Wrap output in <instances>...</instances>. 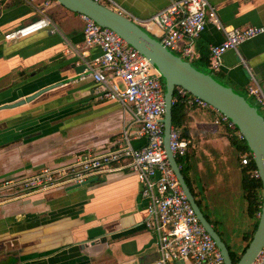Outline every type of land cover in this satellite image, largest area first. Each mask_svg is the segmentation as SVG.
<instances>
[{"label":"crops","instance_id":"1","mask_svg":"<svg viewBox=\"0 0 264 264\" xmlns=\"http://www.w3.org/2000/svg\"><path fill=\"white\" fill-rule=\"evenodd\" d=\"M171 1L101 3L158 40L161 30L149 18ZM207 1L214 15L193 40L197 53L193 61L200 49L208 51L223 40L218 24L264 26V0ZM43 16L50 21L48 28L4 38L6 32ZM84 24L82 14L56 0L45 6L38 0H0V180L58 168L87 151L109 150L124 135L134 147L145 143L128 104L98 96L90 77L79 78L85 60L100 53L98 47L84 46ZM213 71L264 112L249 90L264 97V32L226 50L219 69ZM37 91L42 92L26 100ZM19 100L24 102L1 107ZM186 105L181 135L188 147L183 165L207 219L219 227L230 249L229 226L223 223L221 210L226 214V208L234 209L240 190L243 196L239 150L225 123L215 122L217 112ZM146 216L147 201L140 195L136 175L127 169L92 175L80 185L2 200L0 264H149L159 254L154 234L144 225ZM252 220L242 233L241 251Z\"/></svg>","mask_w":264,"mask_h":264},{"label":"built area","instance_id":"2","mask_svg":"<svg viewBox=\"0 0 264 264\" xmlns=\"http://www.w3.org/2000/svg\"><path fill=\"white\" fill-rule=\"evenodd\" d=\"M36 1V0H32ZM43 6L52 0H38ZM102 2V0H97ZM213 7L207 0H172L149 18L161 33L159 42L172 52L188 59L197 57L193 40L204 30ZM85 24V47H98L100 53L85 60L79 78L90 77L100 97L128 104L133 121L145 138L139 147L131 145L124 135L115 146L103 152H84L73 162L58 168L44 167L32 173L12 175L0 180V201L18 198L30 193L44 192L56 187L80 185L86 178L101 172L127 169L140 184V195L147 201L145 227L155 236L159 258L149 264H225L219 248L205 230L191 207L171 168L163 146V115L165 111L164 84L157 69L146 56L129 45L115 31L101 26L82 15ZM49 19L43 16L4 34L12 40L48 28ZM224 38L208 48L209 68L218 70L221 56L244 41L264 32V26H223ZM258 102L264 97L250 88ZM189 105L211 109L218 113L216 123L223 122L237 141H245L243 134L224 114L204 100L180 86L174 90ZM187 140L178 127H171L170 150L174 157L183 156ZM252 160L249 150L239 151V164L248 166ZM249 174L259 178L257 168ZM251 264H264V245Z\"/></svg>","mask_w":264,"mask_h":264},{"label":"water","instance_id":"3","mask_svg":"<svg viewBox=\"0 0 264 264\" xmlns=\"http://www.w3.org/2000/svg\"><path fill=\"white\" fill-rule=\"evenodd\" d=\"M68 10L91 18L97 24L108 27L134 47L157 69L163 79L165 111L163 115V146L167 159L175 176L193 208L200 223L210 234L219 248L225 264H251L264 245V117L256 104L250 103L233 87L192 66L166 48L155 37L147 33L134 20L118 10L102 4L97 0H56ZM81 66L80 69H82ZM176 86H180L194 96L204 100L222 114L226 115L243 134L252 160L258 170L261 182V205L257 224L251 238L236 261H233L230 250L218 231L203 214L196 203L176 158L170 150V130L172 127V99ZM37 91L26 98L30 100L39 95ZM19 100L14 104H4L7 108L22 104Z\"/></svg>","mask_w":264,"mask_h":264},{"label":"trees","instance_id":"4","mask_svg":"<svg viewBox=\"0 0 264 264\" xmlns=\"http://www.w3.org/2000/svg\"><path fill=\"white\" fill-rule=\"evenodd\" d=\"M194 61H195V64L190 63L192 66L196 67L197 69H199L205 73H210L215 78L221 80L218 76L214 75V73H212L213 70L209 68L208 51H206L205 49H200V56L197 60H194ZM208 68L212 71L209 72L208 70H206ZM162 81H163V79H162ZM238 92L244 96L243 93H241L240 91H238ZM248 101L250 103H252L250 100H248ZM186 104L187 103H186L185 98L182 96H179L176 92H174L173 99H172V127L180 128L182 135L183 134L185 135V130H184L183 125L185 122V115H186V110H187ZM232 142L236 145V147L238 148L239 151L247 150V148H248L246 144L244 146H241L240 144H238V141L235 140L234 138H232ZM183 158H184V156L176 157L177 163L180 166V170H181V172L185 178L187 185L189 186L192 194L195 197L196 203L200 207L201 206V200L199 198H196L197 196L192 189V186H191L189 179L187 177L186 168L183 165V163H184ZM254 168H256V166H255L253 160L250 161V164L248 166L241 167V171H242V182H241V184H242L243 197L246 201V213L249 217H251L252 219H255V221L253 223L252 230L244 233L243 237H244V240L246 241L244 248L248 244V241L251 238L252 232L254 231V229L256 227L257 219H258V217H256V214H259L260 205H261V182H260V179L252 177L248 172L249 169H254ZM206 218H207V216H206ZM244 248L242 249V251L244 250ZM230 255H231V258L233 261L237 260L238 257L231 250H230Z\"/></svg>","mask_w":264,"mask_h":264},{"label":"rangeland","instance_id":"5","mask_svg":"<svg viewBox=\"0 0 264 264\" xmlns=\"http://www.w3.org/2000/svg\"><path fill=\"white\" fill-rule=\"evenodd\" d=\"M173 53L176 54L177 56H180L182 59L187 60L192 64H195V61L190 60L188 58H185L184 56H181L179 53H176V52H173ZM206 70H208L209 72L212 71L209 68ZM212 73H214V75H216L220 79H222L214 71H212ZM222 81H224V80H222ZM244 96L252 102L251 98H248L245 94H244ZM257 108H258L259 112L262 114V116L264 117L263 110H261L258 106H257ZM238 144H240L241 146H244L246 144V142L238 141ZM247 150H248V148H247ZM233 207H234V209L233 208H226L225 209V210H227L226 214L223 210H221V212L224 214V217H225L222 219L223 223L225 225L227 224L229 226L227 229H228V234L230 235L229 236L230 238H227V239H229V241H230V243L228 242L229 246H230V250L233 251L236 254V256L238 257V255L240 254V251H241L240 249L242 248V243H243L242 239H241L242 233L245 232V230L248 228V223L251 222V220H252L246 214V203H245V200L242 196L241 190L238 192L236 204ZM200 209L202 210L203 214L207 215V211L205 210L203 202H201ZM256 217H258V214H256ZM226 221H229V222H226ZM254 221H255V219L252 220V228H253ZM214 228L216 231H218V232L220 231L218 226L217 227L215 226Z\"/></svg>","mask_w":264,"mask_h":264}]
</instances>
